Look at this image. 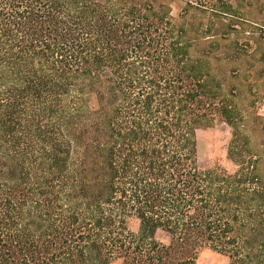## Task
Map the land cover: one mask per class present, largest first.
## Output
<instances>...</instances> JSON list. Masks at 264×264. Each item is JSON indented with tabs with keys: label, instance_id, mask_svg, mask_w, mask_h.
<instances>
[{
	"label": "trees",
	"instance_id": "1",
	"mask_svg": "<svg viewBox=\"0 0 264 264\" xmlns=\"http://www.w3.org/2000/svg\"><path fill=\"white\" fill-rule=\"evenodd\" d=\"M195 48L156 0H0V264H264V119Z\"/></svg>",
	"mask_w": 264,
	"mask_h": 264
},
{
	"label": "rangeland",
	"instance_id": "2",
	"mask_svg": "<svg viewBox=\"0 0 264 264\" xmlns=\"http://www.w3.org/2000/svg\"><path fill=\"white\" fill-rule=\"evenodd\" d=\"M156 1L166 7L177 26L188 30L196 45L194 54L198 56L208 52L206 60L216 76L230 80L231 71L239 72L238 79L231 80L242 93L237 99V106L249 110L251 105V119L257 114L264 119V101L256 99L257 93L259 97H264L261 94L264 80H256L257 69L262 64L259 58L264 57V0ZM232 58L236 60L232 61ZM263 123L261 121L258 125ZM229 139L230 128L221 121H216L209 129L196 132L200 170L215 165L228 171L234 170L226 155ZM130 228L135 231L137 224L130 223ZM155 239L164 245L169 236L157 231ZM196 264H228V259L206 249L201 251Z\"/></svg>",
	"mask_w": 264,
	"mask_h": 264
}]
</instances>
